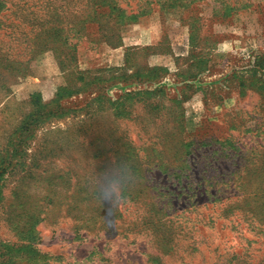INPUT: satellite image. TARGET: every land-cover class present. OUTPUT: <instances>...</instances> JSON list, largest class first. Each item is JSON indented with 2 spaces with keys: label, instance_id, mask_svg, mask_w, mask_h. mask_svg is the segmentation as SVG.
<instances>
[{
  "label": "rangeland",
  "instance_id": "374dc122",
  "mask_svg": "<svg viewBox=\"0 0 264 264\" xmlns=\"http://www.w3.org/2000/svg\"><path fill=\"white\" fill-rule=\"evenodd\" d=\"M252 1L260 6L231 22L153 13L114 31L107 25L77 43L75 59L56 56V43H6L8 30L0 31V54L29 61L25 75L0 68V264H264V233L225 213L240 194L222 187L214 200L162 170L148 173L163 193L153 201L168 202L173 222L154 242L129 223L140 202L123 207L128 239L92 224L78 229L76 214L64 212L73 201L87 225L97 207L109 212L97 194L103 179H125L140 156L145 165L179 152L196 172L218 161L246 174L236 163L263 144L264 166V0ZM182 141L194 143L188 153ZM249 175L248 192L264 189ZM80 189L96 193L93 203L72 195ZM24 208L46 210L43 220Z\"/></svg>",
  "mask_w": 264,
  "mask_h": 264
},
{
  "label": "trees",
  "instance_id": "16d2710c",
  "mask_svg": "<svg viewBox=\"0 0 264 264\" xmlns=\"http://www.w3.org/2000/svg\"><path fill=\"white\" fill-rule=\"evenodd\" d=\"M258 5L252 0H135L134 4L127 3V0H0V31L8 30L6 35L10 39L6 43H56V56L75 59L77 43L82 40L89 41L93 31L101 32L107 25L114 31L122 25L138 23L142 17L153 13L176 14L181 21L191 19L201 21L206 18L208 21L221 19L231 22L238 17L240 11H248L250 8L255 11L260 6ZM8 16H12L13 19ZM27 20L30 23L33 22L30 29H27L24 24ZM0 43L4 42L0 40ZM36 50L39 52L40 47ZM22 55L23 52L15 51H12V54H0V68L25 75L29 72V61L20 59ZM193 144L192 141L180 142L181 147L187 146V153L190 148H193ZM261 148L263 144H260L259 148H250L252 155L243 162L236 163L237 167L250 171L246 174H243L241 170L230 171L231 165H223L218 161L204 163L203 173L196 172L188 166L189 160L182 158L179 152L174 153L167 162L161 159L156 162L154 159L145 165L144 156H140L135 165L130 166L131 173L127 172L128 175H125V179L131 176L136 181L141 180L140 182L129 186L125 179L119 180V177L114 174H108L109 177L103 179L106 185L102 186L103 190H98L97 194L99 200L111 203L109 212L108 210L104 212L102 208L97 207L100 211L89 219L88 225L87 221L78 217L81 211L78 210L79 207L72 204L73 201L67 205L64 212L70 214L73 211L76 214L74 220L78 222L75 225L78 229H89L92 224V230L98 228L106 234L120 230L118 234L128 239L127 227L125 228L127 219L124 217L123 207L126 203L135 205L140 202L141 211L137 213L136 219L129 223L139 225L142 231L148 233L150 242H154L155 231L170 227L173 222V217L167 214L168 202L153 201L163 193L154 188L160 179H155L154 175L148 173L162 170L166 175L173 177L183 190L187 188L191 190L190 186L194 184L198 186L194 189L195 192L203 187L200 194H207L214 200L221 199L225 194L224 189H233L238 196L241 195V198L237 197L234 201L235 205L226 209L227 217L248 219L249 226L264 233V189L248 192V187L256 180L250 179V173L258 174L256 177L259 183L264 182V166L261 167L262 161H259ZM220 151L222 153L223 150L220 149ZM225 157L229 158V155L226 154ZM222 187L225 188L222 189ZM161 188L165 189L166 186L161 185ZM74 193L87 204L93 203L92 195L96 194L87 189H80L72 195ZM252 194L258 199V205L250 203L248 195ZM59 209L56 205V210ZM24 212L33 221L43 220L41 214H44L46 210L24 208ZM155 216L158 219L156 223L152 222ZM185 218L194 221L193 218ZM231 222L233 220L230 219ZM166 243L173 244V239ZM158 259L157 261H160Z\"/></svg>",
  "mask_w": 264,
  "mask_h": 264
}]
</instances>
